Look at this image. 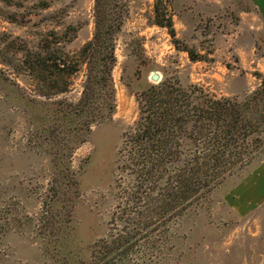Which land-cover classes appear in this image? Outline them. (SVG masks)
Listing matches in <instances>:
<instances>
[{
  "label": "rangeland",
  "instance_id": "obj_1",
  "mask_svg": "<svg viewBox=\"0 0 264 264\" xmlns=\"http://www.w3.org/2000/svg\"><path fill=\"white\" fill-rule=\"evenodd\" d=\"M46 1L48 8L41 0H0V264H75L106 234L121 133L136 119L135 93L153 82V72L162 78L178 68L217 96L241 97L264 80V0H164L176 44L203 55L195 62L155 23L154 0H122L112 71L116 109L74 151L77 197L60 221L63 232L48 231L42 213L52 171L27 117L29 94L42 85L25 56L60 35L69 37L64 49L77 51L92 37L93 0ZM82 80L81 72L69 98L80 96ZM186 227L185 244L165 259L143 263L140 252L121 264H264V155Z\"/></svg>",
  "mask_w": 264,
  "mask_h": 264
},
{
  "label": "trees",
  "instance_id": "obj_2",
  "mask_svg": "<svg viewBox=\"0 0 264 264\" xmlns=\"http://www.w3.org/2000/svg\"><path fill=\"white\" fill-rule=\"evenodd\" d=\"M154 1L155 23L167 28L192 62L203 60L176 44L164 0ZM122 9V0H93L92 37L77 51L64 49L69 37L60 35L25 56L29 74L42 85L37 95L29 94L27 117L52 171L42 213L51 232H63L60 221L69 217L77 197L74 151L116 109L112 71ZM81 72L80 96L71 99L67 93ZM182 75L178 68L165 69L158 82L135 93L137 117L123 128L116 153L115 206L107 232L86 258L78 253L75 264H121L140 252L143 263L165 259L185 244L187 223H196L219 190L263 157L264 80L241 97L217 96Z\"/></svg>",
  "mask_w": 264,
  "mask_h": 264
},
{
  "label": "water",
  "instance_id": "obj_3",
  "mask_svg": "<svg viewBox=\"0 0 264 264\" xmlns=\"http://www.w3.org/2000/svg\"><path fill=\"white\" fill-rule=\"evenodd\" d=\"M151 80L153 82H158L161 79V76L159 75L158 72H153L150 76Z\"/></svg>",
  "mask_w": 264,
  "mask_h": 264
},
{
  "label": "crops",
  "instance_id": "obj_4",
  "mask_svg": "<svg viewBox=\"0 0 264 264\" xmlns=\"http://www.w3.org/2000/svg\"><path fill=\"white\" fill-rule=\"evenodd\" d=\"M247 184H248V185H252V186H253V183H252V182H248Z\"/></svg>",
  "mask_w": 264,
  "mask_h": 264
}]
</instances>
